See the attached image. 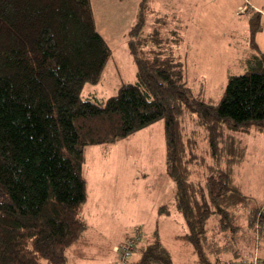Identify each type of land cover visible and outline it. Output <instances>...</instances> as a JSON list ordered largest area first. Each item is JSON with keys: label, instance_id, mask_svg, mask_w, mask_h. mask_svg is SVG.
<instances>
[{"label": "trees", "instance_id": "16d2710c", "mask_svg": "<svg viewBox=\"0 0 264 264\" xmlns=\"http://www.w3.org/2000/svg\"><path fill=\"white\" fill-rule=\"evenodd\" d=\"M141 0L128 33L135 80L97 99L111 50L98 33L90 0H0V264H72L87 228L85 151L106 152L163 123L172 200L158 208L182 217L176 239L195 264H264V201L233 182L245 146L238 134L264 136V53L256 43L261 13L248 12L244 72L228 75L217 103L185 80L176 31H143L157 12ZM245 12V13H246ZM187 119L192 127L185 130ZM135 251L114 263L173 264L157 232H135Z\"/></svg>", "mask_w": 264, "mask_h": 264}, {"label": "rangeland", "instance_id": "374dc122", "mask_svg": "<svg viewBox=\"0 0 264 264\" xmlns=\"http://www.w3.org/2000/svg\"><path fill=\"white\" fill-rule=\"evenodd\" d=\"M95 27L111 50L101 79L85 84L82 94L97 99L117 92L135 80L128 33L137 21L141 0H90ZM157 15H147L143 31L157 28L164 35L176 31L185 80L193 94L217 103L228 75L244 72L242 61L250 47L248 12H261L256 43L264 53V0H148ZM246 12V13H245ZM185 130L192 124L184 119ZM245 146L233 182L245 194L264 201V136L238 134ZM162 121L145 127L112 145L88 147L82 175L86 186L83 207L87 228L70 253L72 264H107L133 233L157 232L171 252L173 264L192 262L185 242L176 239L184 229L182 217L171 211L159 214L169 203L173 183L165 172Z\"/></svg>", "mask_w": 264, "mask_h": 264}, {"label": "built area", "instance_id": "2783aa9c", "mask_svg": "<svg viewBox=\"0 0 264 264\" xmlns=\"http://www.w3.org/2000/svg\"><path fill=\"white\" fill-rule=\"evenodd\" d=\"M134 251H135V246L132 243L131 239H128L118 249V253L120 254L119 257L121 260H125L129 256H131ZM240 264H259V262L257 261L256 257L251 258L249 256V257H246V259L243 261V263L241 262Z\"/></svg>", "mask_w": 264, "mask_h": 264}, {"label": "crops", "instance_id": "0c3cea01", "mask_svg": "<svg viewBox=\"0 0 264 264\" xmlns=\"http://www.w3.org/2000/svg\"><path fill=\"white\" fill-rule=\"evenodd\" d=\"M261 13V12H260ZM175 238H176V236H175ZM115 260H116V255H114L113 254V256H112V259H110V261L109 262H112V263H114L115 262Z\"/></svg>", "mask_w": 264, "mask_h": 264}]
</instances>
